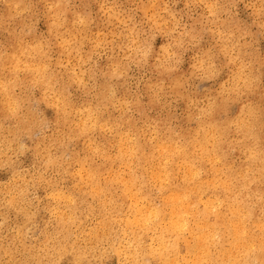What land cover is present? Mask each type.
I'll use <instances>...</instances> for the list:
<instances>
[{"label": "rangeland", "instance_id": "obj_1", "mask_svg": "<svg viewBox=\"0 0 264 264\" xmlns=\"http://www.w3.org/2000/svg\"><path fill=\"white\" fill-rule=\"evenodd\" d=\"M14 1L0 0V54L9 55L16 42H48L51 69L69 77L68 59L58 56L48 30L51 10L62 8L63 20L76 29L84 24L86 33L79 54L70 59L77 79L67 85L66 96L80 108L96 107L101 87L112 88L114 104L103 113L105 120L132 121L162 133L192 130L212 103L225 105V112L216 113L223 122L238 101L253 98L234 71L264 84V0H21L9 8ZM5 10L11 17L3 16ZM98 37L105 41L100 44ZM16 85L14 116L0 118V264H71L60 242L65 229L76 226L56 223L52 196L68 187L63 169L83 150L63 138L67 125L57 131L47 122L54 107L41 100L30 77L21 74ZM14 181L17 190L8 192ZM78 217L90 222L81 228L84 234L97 223L84 210ZM110 245L92 244L79 264H118Z\"/></svg>", "mask_w": 264, "mask_h": 264}, {"label": "bare ground", "instance_id": "obj_2", "mask_svg": "<svg viewBox=\"0 0 264 264\" xmlns=\"http://www.w3.org/2000/svg\"><path fill=\"white\" fill-rule=\"evenodd\" d=\"M62 12L51 10L48 30L58 56L68 59L69 77L51 69L48 42H16L9 55L0 54L1 121L14 116L12 91L22 74L54 107L47 122L57 131L67 125L63 138L83 150L63 169L68 187L52 196L56 223L76 226L65 229L61 255L79 264L92 244L109 240L118 264H264V84L234 71L253 98L238 101L223 122L216 113L225 112V105L212 103L192 130L162 133L132 121L105 120L103 113L114 104L112 88L101 87L96 107L80 108L66 96L67 85L77 79L70 59L79 54L86 33L84 24L76 29L65 22ZM3 16L11 17L10 11ZM63 28L70 33L61 34ZM58 83L59 89L53 86ZM16 186L14 181L7 191ZM10 206L19 209L14 198ZM82 210L97 219L85 234L81 228L90 222L79 221Z\"/></svg>", "mask_w": 264, "mask_h": 264}]
</instances>
